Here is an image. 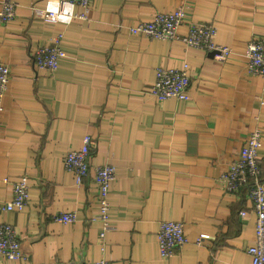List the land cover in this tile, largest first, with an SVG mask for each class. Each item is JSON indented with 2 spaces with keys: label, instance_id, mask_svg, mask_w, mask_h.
I'll list each match as a JSON object with an SVG mask.
<instances>
[{
  "label": "crops",
  "instance_id": "obj_1",
  "mask_svg": "<svg viewBox=\"0 0 264 264\" xmlns=\"http://www.w3.org/2000/svg\"><path fill=\"white\" fill-rule=\"evenodd\" d=\"M10 1L16 16L0 21V62L11 70L0 108V201L11 200L12 183L25 175L30 199L24 210L0 215V224L16 228L26 260L0 257V264H251V187L229 191L221 176L258 129L264 181V77L245 57L249 42L264 39V0H93L88 10L71 7L68 24L47 16L49 4L63 0ZM179 9L183 32L211 23L215 42L234 55L223 62L201 48L129 33ZM60 34L66 57L55 72L39 71L34 52ZM185 62L191 98L158 101L150 94L156 68ZM86 135L94 145L79 187L64 158ZM105 164L117 178L112 227L101 239L94 176ZM63 212L77 221L56 222ZM163 221H183L189 239L168 260L157 242ZM202 234L209 239L199 246Z\"/></svg>",
  "mask_w": 264,
  "mask_h": 264
},
{
  "label": "built area",
  "instance_id": "obj_2",
  "mask_svg": "<svg viewBox=\"0 0 264 264\" xmlns=\"http://www.w3.org/2000/svg\"><path fill=\"white\" fill-rule=\"evenodd\" d=\"M93 0H63L59 11H48L51 21L70 23L74 18L73 10L68 7L80 5L86 10L90 8ZM17 5L10 0H3L0 8V21L8 22L15 18ZM67 16L68 20L59 19ZM53 17H57L53 19ZM82 17H84L82 15ZM186 22V14L183 10L171 12H157L149 22H142L129 29L132 36L142 37L149 40L181 42L187 47L201 48L213 54L220 61L229 60L233 50L215 42L217 35L216 27L211 23H189L188 30L183 32ZM63 36L60 34L47 45L40 46L34 52V62L39 71L48 73L55 72L59 62L66 57V51L62 47ZM245 57L251 73L260 74L264 77V39L249 42ZM10 68L0 62V108L10 85ZM150 94L160 102L170 99L188 101L191 98V66L185 62L181 68L158 67L155 70V82L151 86ZM262 142V132L255 130L247 137L238 157L229 168L222 174L221 181L229 191H237L240 188L250 186V195L253 199V209L256 214L254 236L255 242L247 248L251 257V264H264V181L261 177L259 153ZM94 140L91 135H86L82 140L79 150L70 151L64 158V167L74 174L76 184L81 187L90 173V159ZM117 178V169L112 164L96 167L95 182L98 187L97 211L92 219L100 222V238L104 239L111 229V189ZM6 182L8 180H5ZM12 198L10 201H0V215L5 212L22 211L30 199V182L28 176H22L12 183ZM245 216L246 213L242 212ZM58 223L69 224L77 221L74 212H63L55 216ZM209 239L208 234H202L196 244L201 245ZM157 242L160 256L168 260L179 250L189 243L186 228L183 221H163L160 223L157 234ZM0 257L25 261L26 254L23 252L20 237L16 228L8 223L0 224ZM84 264H112L110 261L86 260Z\"/></svg>",
  "mask_w": 264,
  "mask_h": 264
},
{
  "label": "clouds",
  "instance_id": "obj_3",
  "mask_svg": "<svg viewBox=\"0 0 264 264\" xmlns=\"http://www.w3.org/2000/svg\"><path fill=\"white\" fill-rule=\"evenodd\" d=\"M69 11L71 10V6L68 9ZM49 11L56 13L59 11L58 7L55 4H49ZM57 17H53V19H56ZM59 19L61 20H68L67 16H60Z\"/></svg>",
  "mask_w": 264,
  "mask_h": 264
},
{
  "label": "trees",
  "instance_id": "obj_4",
  "mask_svg": "<svg viewBox=\"0 0 264 264\" xmlns=\"http://www.w3.org/2000/svg\"><path fill=\"white\" fill-rule=\"evenodd\" d=\"M261 176H262V173H261Z\"/></svg>",
  "mask_w": 264,
  "mask_h": 264
}]
</instances>
